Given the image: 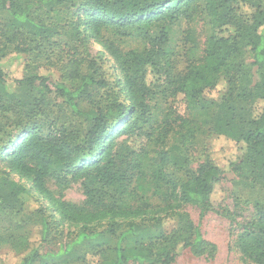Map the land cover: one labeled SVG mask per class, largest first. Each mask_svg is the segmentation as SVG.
I'll return each instance as SVG.
<instances>
[{
    "label": "trees",
    "instance_id": "trees-1",
    "mask_svg": "<svg viewBox=\"0 0 264 264\" xmlns=\"http://www.w3.org/2000/svg\"><path fill=\"white\" fill-rule=\"evenodd\" d=\"M202 1L203 5L201 0H0V12L10 15L0 32V153L11 172L32 184L28 187L4 179L0 190L6 186L7 192L0 196L2 201H20L24 209V195L37 192L51 205L48 216L40 213L45 208L28 210L29 216L41 215L35 226L39 240H32L31 231L25 236L11 233L15 264H173L184 250L196 254L206 250L200 227L182 205L196 206L201 217L221 208L215 205L214 196L224 169L210 156L185 179L176 181L167 171L171 163L176 164L178 149H188L202 131L237 141L242 154L231 163L233 170L264 186V8L260 0ZM201 7L211 33L202 55L189 63L184 74L176 75L164 47L172 23L183 15L192 20ZM40 11L47 18L39 16ZM63 19L70 21L76 41L87 43L99 38L103 30H114L120 36L136 30L147 40L143 49H111L124 73L129 104H94L95 88L106 85L96 77L94 60L80 59L73 75L77 82L57 83L55 90L38 65L26 63L30 54L59 33L58 21ZM163 20L167 22L160 34L151 35V26ZM18 33L27 39L11 48ZM246 51L251 57L249 65L244 59ZM13 65L22 67V76H10L7 67ZM149 67L161 73V95L167 102L164 118L157 121L151 119L145 101L153 93L142 82ZM252 67L259 71V81L249 88ZM240 77L248 83L239 86ZM222 80L227 87L221 98L208 97ZM25 88L39 97L27 95L23 101ZM179 96L187 103L185 115L174 106ZM56 98H62L76 123L54 119L42 133L30 119ZM20 105L29 112L20 111ZM120 136L127 139L116 143ZM131 136H144L146 143L131 149L127 143ZM169 136L176 143L170 144ZM55 175L82 180L86 204L78 206L56 196L47 185ZM94 185L108 188L114 201L95 199ZM256 206L255 216L243 225L240 241L251 260L264 264V203ZM58 220L76 224L78 229L57 254H51L44 251L45 242L51 223ZM120 228L125 230L123 236H130V243L105 248L109 236ZM0 264L5 263L0 260Z\"/></svg>",
    "mask_w": 264,
    "mask_h": 264
},
{
    "label": "rangeland",
    "instance_id": "rangeland-1",
    "mask_svg": "<svg viewBox=\"0 0 264 264\" xmlns=\"http://www.w3.org/2000/svg\"><path fill=\"white\" fill-rule=\"evenodd\" d=\"M260 1L264 8V0ZM200 4L203 5L202 0ZM202 10V7L196 9L192 20L186 19L183 15L172 23L169 41L164 47L171 55L169 60L173 64L176 75L184 74L189 63L194 59H198L205 48V41L211 33V26L209 19ZM38 15L47 18V15H44L42 11L38 12ZM9 20L8 11L0 12V32ZM166 22L163 20L154 23L149 29V33L151 35L160 34L161 26ZM58 24L60 25L59 33L39 51L36 50L35 53L30 54L26 63L38 65L40 73L49 76V87L55 90L57 83L71 84L77 82V80H73V75L76 73L77 62L80 59L94 60L97 79H104L106 83L103 87L95 88L94 104L104 105L109 101L129 104L131 101H129L126 89L123 86L124 73L118 68V63L112 55L111 49L116 47L118 50L143 49L147 40L138 35L136 30H132L131 35L128 36L115 34L114 30H103L99 38L97 37L85 43L73 40L69 20L63 19L58 21ZM187 38L191 40L189 39V41ZM26 39L27 36L24 33H18L17 41L13 42L11 48L16 44L25 42ZM0 41H2L1 37ZM3 43L1 42L2 45ZM244 59L249 65L251 57L248 51H246ZM7 70L12 78L20 77L23 74L21 66L13 65L12 68L9 66ZM244 80L241 77L239 78V86L248 83ZM249 80V88L259 81V71L256 67L251 68ZM162 81L161 73L153 67L148 68L145 80L142 79V82L148 85L153 93L148 95L145 101L150 105L151 119L155 121L163 119L167 111V102L161 95L163 91ZM226 87L225 81H220L216 88L209 91L208 97L216 100L220 99ZM27 95L35 99L39 97L36 91L25 88L22 93L23 101L28 100ZM87 103L88 101L84 104ZM174 106L179 114L185 115L187 113V103L183 101L182 96L175 100ZM42 109L43 112H36L30 119V123L38 125L42 133H45L49 122L54 119H58L56 121L59 122L76 123L67 106L63 104L62 98L54 99L51 104ZM20 111L29 112L28 108H24L22 105H20ZM155 121L153 122L155 123ZM172 137L169 136L168 138L170 144L176 143ZM125 139H127L125 136H120L116 138V143H122ZM127 143H129L131 149H138L142 143H146V138L144 136H131L128 137ZM238 146L240 145L237 141L225 135L202 131L196 135L193 144L188 149H178L176 164L171 163L168 166V174L176 181L185 179L188 172L196 170L210 156L224 169L221 185L214 196L215 205H222L221 208L218 207V210L207 212L205 216L201 217L200 209L196 206L187 203L182 205V210L189 215L196 226L200 227L207 244L206 250L199 254L184 250L173 264H258L244 253L240 237L243 233L245 221L253 218L257 212L256 204L264 203V186L260 181L252 178L246 179L233 170L231 163L236 161L242 154ZM3 160L4 158L0 153L1 183L4 179H11L24 182L28 187L32 185L30 181L18 173L11 172ZM81 182L82 180H72L70 177L65 178L63 176L58 178L55 175L48 179L47 185L56 196L78 206H84L88 201V196ZM93 190L95 191L93 194L95 199L102 198L106 203L114 201L113 193L108 188L94 185L92 186ZM6 192L7 188L4 186L0 190V194L4 195ZM31 195H24V209L20 201H2L0 196V260L5 264H15L16 261V251L13 249L15 246L10 239L11 233L15 236H20V234L25 236L31 231L32 240L37 241L40 239L38 228H35V226L36 223L41 221V215L32 214V216H29L28 210L45 208L46 210L44 209V212L40 213L48 216L51 205L46 204V200L41 198L37 192H32ZM155 203H159L157 198ZM53 214L57 215V213ZM55 218L59 219L58 215ZM77 229L78 225H70L67 221L58 220L55 224L51 223V231L47 242H45L44 251L57 254L63 243L75 234ZM124 232L125 230L123 231L120 228L117 234L110 235L105 248L111 249L118 244L125 246L130 243V236H123ZM82 249L85 251L86 247L84 246ZM73 264L84 263L81 261Z\"/></svg>",
    "mask_w": 264,
    "mask_h": 264
}]
</instances>
